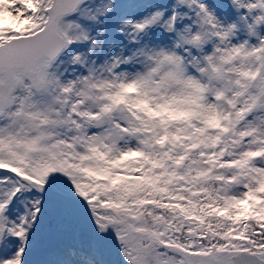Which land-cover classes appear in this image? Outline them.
I'll use <instances>...</instances> for the list:
<instances>
[{
  "label": "snow or ice",
  "instance_id": "snow-or-ice-1",
  "mask_svg": "<svg viewBox=\"0 0 264 264\" xmlns=\"http://www.w3.org/2000/svg\"><path fill=\"white\" fill-rule=\"evenodd\" d=\"M0 264H264V0H0Z\"/></svg>",
  "mask_w": 264,
  "mask_h": 264
}]
</instances>
